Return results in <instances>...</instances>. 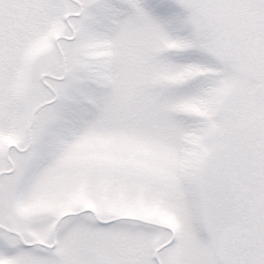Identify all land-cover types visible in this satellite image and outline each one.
<instances>
[{"label": "snow or ice", "instance_id": "obj_1", "mask_svg": "<svg viewBox=\"0 0 264 264\" xmlns=\"http://www.w3.org/2000/svg\"><path fill=\"white\" fill-rule=\"evenodd\" d=\"M0 264H264V0H0Z\"/></svg>", "mask_w": 264, "mask_h": 264}]
</instances>
